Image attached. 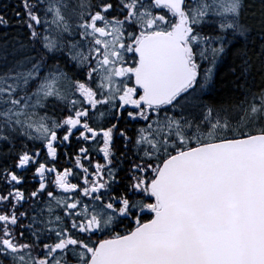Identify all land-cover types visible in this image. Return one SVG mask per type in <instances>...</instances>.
I'll return each mask as SVG.
<instances>
[{
  "label": "snow or ice",
  "instance_id": "obj_1",
  "mask_svg": "<svg viewBox=\"0 0 264 264\" xmlns=\"http://www.w3.org/2000/svg\"><path fill=\"white\" fill-rule=\"evenodd\" d=\"M17 7L0 264H264V0Z\"/></svg>",
  "mask_w": 264,
  "mask_h": 264
},
{
  "label": "trees",
  "instance_id": "obj_2",
  "mask_svg": "<svg viewBox=\"0 0 264 264\" xmlns=\"http://www.w3.org/2000/svg\"><path fill=\"white\" fill-rule=\"evenodd\" d=\"M7 4L8 7L5 8L3 5ZM20 4V0H0V14L5 15L6 18L9 19L10 25L8 28L0 27V36L3 35L4 32H8L10 37L14 35L17 31V27L15 26V22L17 17L14 15V11H22V8L17 7ZM259 43V41H257ZM226 72V66H221L220 71L218 72V86L220 81L224 77V73ZM0 190H3V186L0 185Z\"/></svg>",
  "mask_w": 264,
  "mask_h": 264
},
{
  "label": "flooded vegetation",
  "instance_id": "obj_3",
  "mask_svg": "<svg viewBox=\"0 0 264 264\" xmlns=\"http://www.w3.org/2000/svg\"><path fill=\"white\" fill-rule=\"evenodd\" d=\"M117 143H119V142H117ZM73 144H75V141H73ZM97 158H98V157H97ZM70 166H71V165L67 164V163L64 161L63 156H61L60 159H59V162H58V164H57V167H70ZM26 175L28 176L29 179H31V172H30V171H29ZM73 182H76V181H73ZM34 186H35V185L32 184V183H29V184L25 185L26 188H33Z\"/></svg>",
  "mask_w": 264,
  "mask_h": 264
},
{
  "label": "rangeland",
  "instance_id": "obj_4",
  "mask_svg": "<svg viewBox=\"0 0 264 264\" xmlns=\"http://www.w3.org/2000/svg\"><path fill=\"white\" fill-rule=\"evenodd\" d=\"M29 147H31V144H29Z\"/></svg>",
  "mask_w": 264,
  "mask_h": 264
}]
</instances>
